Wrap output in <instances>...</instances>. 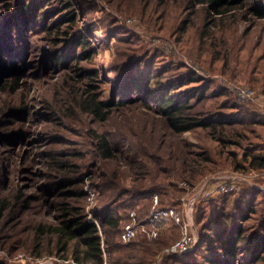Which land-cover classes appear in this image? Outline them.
Instances as JSON below:
<instances>
[{
    "label": "rangeland",
    "instance_id": "rangeland-1",
    "mask_svg": "<svg viewBox=\"0 0 264 264\" xmlns=\"http://www.w3.org/2000/svg\"><path fill=\"white\" fill-rule=\"evenodd\" d=\"M252 2L264 8V0ZM23 3L26 16L16 12ZM214 12L192 0H0V264H76L58 255L54 235L36 234L59 225L60 204L96 223L104 264L116 262L111 243L127 264H178L166 251L185 229L194 244L189 264H208L207 256L215 264L217 244L203 248L205 226L221 214L229 221L239 199L252 207L242 235L263 242L252 264H264V168L247 159L264 155V18L240 3L228 16ZM69 14L73 21L63 19ZM80 39L88 44L79 47ZM62 54L70 58L54 61ZM129 71L185 98L188 116L209 124L177 133L152 101L147 108L135 92L120 97ZM88 94L103 103L105 119L83 109ZM94 134L113 157H102ZM229 177L240 180L235 188ZM86 190L95 193L93 211ZM155 201L180 218L156 237L139 228L122 245L118 228L103 225V212L119 206L121 225L135 207L145 226ZM236 258L250 259L240 250Z\"/></svg>",
    "mask_w": 264,
    "mask_h": 264
},
{
    "label": "trees",
    "instance_id": "trees-1",
    "mask_svg": "<svg viewBox=\"0 0 264 264\" xmlns=\"http://www.w3.org/2000/svg\"><path fill=\"white\" fill-rule=\"evenodd\" d=\"M193 4H200V3H206L208 6H210L211 9H213L215 12V15L217 16H228L231 14L234 7L240 3L245 4L251 9L252 15L257 19H263L264 18V8H260L257 5H255L252 0H192ZM21 4L18 8V15L26 16L27 10L26 6H23ZM38 7V6H37ZM17 16V14H15ZM41 18L46 19L45 15L41 14ZM66 21H73V16L71 14L67 15L65 18H63ZM64 22V21H63ZM75 43H78L79 47L82 48V46H86L88 42L86 39H80L75 41ZM87 52V51H86ZM84 51V53H86ZM66 54L57 55L55 60L57 63L59 61H62L65 58ZM72 58H75L74 55L71 56ZM133 74V73H132ZM127 78L125 79V83L120 84V97H124L125 99V93H131L135 92L139 97L144 98V105L147 108H150L149 101H152L155 105L158 106V110L161 112L162 116L166 119L167 125L170 129L177 133L185 132L192 127L195 126H201L206 127L209 123L203 122L202 120H197L194 117L188 116L187 112L190 110V107L187 103V100L185 98H177L176 96L172 94H164L162 91V88H160L161 84L159 81H154L153 87H148L146 81H150L153 78L148 77L147 80H142L139 76L129 77L130 71L126 73ZM126 77V76H125ZM154 77V75H153ZM191 79H193L191 77ZM124 81V80H123ZM174 87L172 86L171 89ZM122 102L112 103V105H121ZM83 109L94 115L96 119L103 120L105 119L107 115V111L103 109V103L98 101V98L96 95L88 94L85 100L83 101L82 105ZM218 116V115H217ZM211 128L213 132H215V126L217 124H221L222 116L215 117L213 119ZM210 120V122H211ZM93 137L96 138L99 144L100 148V154L103 158H111L113 157L112 154V148L108 141L100 135L94 134ZM258 149V148H256ZM247 159H249L250 165L253 167L258 168H264V155L263 154H248ZM60 167H62L60 165ZM59 184H54V187H56ZM244 193V192H243ZM85 192H77V191H69V195L73 196H83ZM244 194H248L247 192ZM140 195H150L148 192H140ZM242 196V194H241ZM140 197V196H139ZM61 205V219L59 222V225L52 228L51 226H48V228H43L41 226H38L36 229V234L39 237L40 233L46 234L47 232L51 235L55 236V246L57 249L58 255L62 254V258H66L70 261L75 262L76 264H104L103 259V249L101 247V241L100 237L98 235V229L94 222L87 221L83 215L78 213L77 208H69L67 204H60ZM136 206V205H134ZM119 206H115V208L110 207V210H105L103 212L102 216V222L103 225L108 227V231H115L117 228L120 230L122 223V217L118 214L116 211V208ZM127 212L125 215V222L128 221V212L130 210H135L137 219L138 218V209L135 207H129L127 208ZM232 210L233 212L231 214L227 215L229 216V221L226 219H223V215L221 214L219 220H212L210 221L212 224L209 226L206 225V228H209L211 231V234L207 236L208 239H205L203 237V248L205 252L212 251V248H208L207 243H215L217 244L218 253H215L216 257L219 258L218 261H216L215 264H234L238 263L236 255L238 253V250H240V253L243 251H246L249 253L250 259L247 261V263L242 262V264H252L253 261H255L258 257V254L262 252L263 248V242L261 243L260 235H254L252 232L249 236H243V222L249 217L250 212L252 210V207L245 203V200L239 199V201H236ZM210 220V219H207ZM123 221V222H124ZM120 225V226H119ZM264 230V225L262 226ZM263 232V231H262ZM253 236H257V238L253 239ZM34 238L35 240H39V238ZM262 238H264V233H262ZM129 243V242H128ZM132 243V242H131ZM122 244V243H121ZM126 245V244H122ZM121 246L116 245L115 243L110 244V251L112 253L118 254L115 256L116 262H120V264H127L128 256L120 251ZM215 250V249H214ZM120 251V252H119ZM190 253V252H189ZM184 255H174L178 256L179 258H176L173 260L175 263L178 262V264H189L190 256L189 254ZM184 255V256H182ZM174 256H171L170 258H173ZM182 256V257H181ZM210 257H205V261L209 264L211 261ZM134 258V257H133ZM213 258V257H212ZM214 259V258H213ZM114 262V264H116ZM119 264V263H118Z\"/></svg>",
    "mask_w": 264,
    "mask_h": 264
},
{
    "label": "built area",
    "instance_id": "built-area-1",
    "mask_svg": "<svg viewBox=\"0 0 264 264\" xmlns=\"http://www.w3.org/2000/svg\"><path fill=\"white\" fill-rule=\"evenodd\" d=\"M236 93L240 96L241 99H252L251 95L248 94L247 92L243 90H236ZM262 178H264V171L260 174ZM230 178V183L233 185V188H235L236 184L240 182L237 177H229ZM240 179V178H239ZM241 181H243L241 179ZM222 185L217 186L218 194H223V188ZM87 191V196H88V201L90 204V211L95 210L94 209V196L95 193L92 191ZM221 191H223L221 193ZM199 196L197 194L194 195V200H196ZM188 200H184L185 205L188 206L187 204ZM189 211V210H188ZM92 220L94 221L95 218L94 216L91 217ZM175 221L176 223L180 222L179 218V213L175 211L173 208H159L156 205V201L154 205L151 208L150 214L146 219L145 226L140 225V222L137 220V215L135 210H130L128 212V221L124 224L121 225L120 230H119V240L121 243L126 244L133 240L138 233L139 228H142L141 230L146 233L149 237H156L157 236V231L164 225H167L171 221ZM96 224V223H95ZM97 226V225H96ZM193 242L191 238L187 235L186 229L182 233L180 239L170 246L166 252L171 253V254H184L189 251V249L193 246Z\"/></svg>",
    "mask_w": 264,
    "mask_h": 264
}]
</instances>
